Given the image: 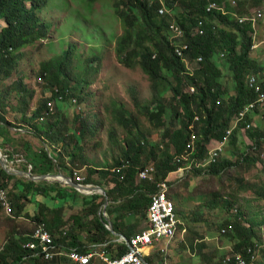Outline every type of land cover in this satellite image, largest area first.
I'll use <instances>...</instances> for the list:
<instances>
[{
  "label": "trees",
  "instance_id": "trees-1",
  "mask_svg": "<svg viewBox=\"0 0 264 264\" xmlns=\"http://www.w3.org/2000/svg\"><path fill=\"white\" fill-rule=\"evenodd\" d=\"M27 1L29 7H27ZM48 1L0 0V20L5 23V26L0 30V81H5L18 69V62L24 56L25 48L34 45L37 41L49 38V25L40 22L37 17V13L42 12ZM96 1L98 0H88L90 4ZM113 1L114 13L122 20L126 29L125 35L120 38L119 43V53L123 63L128 68L140 65L143 71L150 76L154 88L159 83H163L172 90L175 105L172 111H169L165 103L157 96L153 97L154 107L144 108L150 122L158 128H163V138L165 139L163 144L149 147L148 137L145 132L139 129L137 122L127 118L125 111H119L118 120L123 126H126L127 131L129 130L130 139H126L122 155L114 158L112 167H94L85 155L84 146L88 134L93 136L96 133L97 125L93 122L94 118L85 117L80 113L71 121L70 118L63 117V113L58 109L52 115L49 112L48 104L53 94L48 98L47 93L45 98H41L38 109L32 115L31 123L36 126L43 114L48 115L37 133V137L46 143L47 148L43 147L40 151L41 158L45 156L44 158L54 166L52 158L48 155L50 153L48 150L52 148V151L56 152L58 151L56 148H60L61 152L58 155L64 153L66 156L59 159L58 163L62 166V160L67 157L73 163L74 170L84 169L82 172L84 177H82L86 184L95 182L97 185L103 186L102 180L93 179L97 173L102 176L103 180L108 179V182L113 183V186L106 190L109 200L112 202L113 200L121 201L119 205H116L121 213L113 220V229L130 239L134 232L123 230V228H130L134 224H126L125 218L129 214L132 216L142 215L146 218L151 194L156 190V183L168 178L171 172L177 171L179 168L190 165V168L194 166L193 171L196 174L220 175L229 170L227 167L238 164L237 170H240V174L236 180L243 184L245 178L243 174L249 169L246 166L257 163L260 159L247 151L241 152L237 163L231 162V159H221L223 153L218 155L216 160L207 163L206 160L211 158L207 145L212 139H224L230 130L232 131L228 143L236 144L240 133H243V128L252 123L254 126L248 130L251 137L254 138L255 145L251 147L262 146L264 129L256 125L258 117L255 115L260 112V107L250 113L245 121L239 122L238 125L236 122L241 111L258 98L256 90L249 86L252 76L258 78V84L261 85L264 92V68L256 64L250 55L253 47L251 34L254 32L252 23L254 20L246 17L247 14L244 13L237 15V7L231 3H229L226 13L219 10L209 13L208 5L211 2L221 3L222 0ZM237 3L239 7L238 0ZM180 7L183 10L178 13ZM163 8L166 10L164 15L160 13ZM243 18L247 19L241 22L240 20ZM200 21L205 22L204 34L197 33ZM173 24L183 29L184 43L189 45V49L184 51L183 57L178 56L171 41V26ZM70 54L69 50L67 59ZM217 56L219 58L224 56L229 70L233 72L232 76L235 82L233 94L225 87L226 81L223 82L225 73L218 63ZM198 58L202 60L197 62ZM194 61L198 67L191 74L187 64ZM63 65L65 63H57L53 68L56 70L49 69V65L43 66L39 80L42 82L43 79H50L48 82L50 89L59 88L54 95H61L64 101L61 103L57 101L56 107L66 103L77 107L79 100H76L77 104L75 105V98L72 96L69 78L64 74ZM47 73H51L50 76ZM17 79L13 83V87H16L12 89L19 94L18 104L28 110L35 92L28 90L25 81H17ZM87 87V85L84 87L82 93H85ZM186 88H194V92L191 93L190 90L188 92ZM80 97L81 100H84L83 94H80ZM4 105V103L0 104V112H3ZM167 115H171L169 129H165ZM66 118L73 122V126L65 121L62 122V119ZM0 121L2 122L1 117ZM21 121L26 122L25 116ZM186 152H189L186 158L182 157ZM143 154L145 155L142 156ZM148 160L151 162L148 165H152L155 169V181H139V170L148 166L145 165ZM32 167L33 170L36 169L35 163ZM74 170L71 171V176H74ZM13 178L15 177L5 172L0 163V182L3 187L7 188ZM171 183L174 185L175 182L170 181V189ZM33 186V182L27 184L25 190H20V194L14 192V190H19V186L15 184L12 185L11 190L9 189L8 198L11 200L15 212V219L24 214L26 205L23 200H29L28 195L32 192ZM36 189L41 192V195L46 196L47 191L44 185H40ZM65 193L68 192L58 191L57 198L63 199L66 196ZM170 193L171 190H169V196ZM173 197L178 198V193L172 192L170 198L173 200ZM84 199L86 200L85 216H74L73 226H70L69 220H64L63 207L49 209L44 203L39 204V212L30 216L25 223H19L10 218L15 221L16 225L12 228V232L7 236L6 243L0 250V264H72L66 257L56 258L52 261L26 259L28 254L24 245L31 240L40 224L45 225L58 245L67 249L76 248L82 254L94 253L96 250L102 249L106 255L110 254L112 257H118L125 253L128 246L124 242L117 243L110 240L113 236L112 232L106 227V223L101 222L98 215L105 197L97 195L92 200L86 197ZM210 203L213 208L214 204H218L220 207L222 205L229 216L221 227L223 231H226L223 233L224 236L235 242V247L227 253L226 257L238 253L251 260L256 253L257 264H260L258 248L264 242L258 235V231H264V220L259 222L248 216L244 212L245 210L243 211L239 206L235 193L225 195L215 192ZM125 211L129 214L124 215ZM107 212H109L108 207ZM176 212L182 220V214L177 208V204ZM89 216H92L93 219L85 225L82 218L87 219ZM182 222L179 227L181 232L186 227L185 222L183 220ZM75 228L89 231L88 242L96 245L107 242V246H95L90 248L91 250L87 249L88 242L79 240ZM183 236L182 241H186L187 237L192 238L191 235H188V227H186ZM207 245L201 246L200 249L204 252L203 248ZM147 251L148 249H145V252ZM262 251L264 252V250ZM165 252L162 250L151 252L145 256L146 261L149 264H164L167 257ZM226 257L223 264H227ZM94 261L95 259L91 260L89 264H94Z\"/></svg>",
  "mask_w": 264,
  "mask_h": 264
},
{
  "label": "rangeland",
  "instance_id": "rangeland-1",
  "mask_svg": "<svg viewBox=\"0 0 264 264\" xmlns=\"http://www.w3.org/2000/svg\"><path fill=\"white\" fill-rule=\"evenodd\" d=\"M154 1L151 0V2ZM238 2L239 7L235 6L238 10L237 15L244 13L247 14L246 17L255 18L252 22L254 32L251 34L253 47L250 55L256 64L264 68V0H238ZM26 3L29 7V2ZM182 10L180 7L177 12L181 13ZM259 13L262 14L261 17L257 16ZM37 17L40 22L49 25V38L37 41L34 45L25 48V54L18 62V69L8 79L0 81V88H15L13 83L18 78L17 81H25L29 91L40 93L39 97L45 98L47 90L50 89L48 86L50 79H43L44 82L39 80L41 69L49 65V69L56 70L53 68L57 63H65L63 65L64 74L69 78L72 96L75 100H79L77 107L69 103L65 104L69 106L67 113L70 117H67L73 121L77 114L82 113L85 117L94 118L93 122L97 125L96 133L93 136L89 133L87 141L86 139L84 141L85 155L88 160L96 159L93 162L101 167H112L114 158L122 155L126 139H130V132L119 122V111H125L127 118L137 122L139 129L148 137L149 147L163 144L165 141L163 128H158L150 122L144 108L154 107L153 97L157 96L165 103L167 109L172 111L175 107L172 90L163 83H159L154 88L150 76L143 71L140 65L128 68L123 63L119 53V43L126 29L122 20L114 13V1L98 0L90 4L88 0H49L42 12L37 13ZM3 26L5 23L0 20V30ZM69 50L71 54L67 59ZM217 59L225 73L223 81H226L225 87L233 94L235 92L233 72L229 70L224 56L220 58L217 56ZM187 67L193 74L198 64L194 61ZM47 74L50 76L51 73ZM86 85L88 87L85 88V93H82ZM189 90L186 88V91L189 92ZM80 94H83L84 100H81ZM0 99L5 100V94L1 90ZM35 101H39L38 96ZM255 115L258 117L256 125L264 129V107ZM170 118L171 115L165 117V129L171 126ZM253 121L255 122L254 119ZM211 145H214V142ZM252 145H255V141L249 130L246 133L243 131L236 144L228 143L225 150L221 152L223 153L221 159H231V162L235 163L242 154L241 152L247 151L260 159L257 163L244 165L249 169L243 174L245 178L242 176L243 184L236 180L240 174V170H237L238 164L227 167L229 170L220 175L196 174L193 171L194 166L183 168L169 175V180L175 182L174 185L171 183L170 196L172 192L178 193V198L173 197V200L181 211L182 220L188 227V235L192 237H187L186 241L181 240L174 244V252L168 255L171 259L170 264H175L177 254L180 252L183 253V264H223L227 253L235 247V242L224 236L221 227L229 216L222 205L220 207L214 204L213 208L210 203L215 192L225 195L235 193L239 206L248 216L259 222L264 220V141L261 147L252 148ZM150 163L148 160L145 165ZM81 176L84 177V175ZM105 184H108V179ZM9 189V187L6 188L8 194L11 190ZM31 208H33L32 212L28 211V206L25 209L26 218H23L25 221L22 222L19 218H14L15 214L9 217L0 210V250L16 225L12 219L19 223L27 222L30 216L35 215L33 214L35 207L31 205L29 209ZM107 213L106 211L109 219ZM79 215L85 216L84 210ZM137 218L138 221L145 220L142 215ZM258 235L264 242V231H258ZM208 237L217 242L212 243L213 240H211L209 243H203ZM206 244L208 245L203 248V252L200 248ZM261 250H264V244L258 248L260 264H264V252ZM101 261L98 258L94 264H103Z\"/></svg>",
  "mask_w": 264,
  "mask_h": 264
},
{
  "label": "crops",
  "instance_id": "crops-1",
  "mask_svg": "<svg viewBox=\"0 0 264 264\" xmlns=\"http://www.w3.org/2000/svg\"><path fill=\"white\" fill-rule=\"evenodd\" d=\"M57 89L59 88L55 87L53 89H48V95H49L48 98H50V96H52L53 94L52 99L49 101V103L53 104V111L51 112V114L53 115L58 109L61 111V113H63V117L64 116L70 117L69 114L67 113V109L69 110V106L63 105L56 107L58 100L55 99H58L59 96H55L54 93L57 92ZM0 90L2 91V93L5 94V100L4 101L0 100V104L1 103L5 104L4 107L2 108L3 112H0V117L2 120V122L0 121V151L7 159V167L11 170V173L8 172L7 173L15 177L10 181L8 187L11 188L13 184L19 186V190L18 189L14 190V192L20 194L21 193L20 190L22 191L25 190L26 185L33 182L34 186L32 187V192L29 193L28 195L29 200L28 201L23 200L26 205L25 209L28 206V211L32 212L33 208L29 209V207L33 205V207H35L33 214H36L39 212L38 211L39 204L42 205L44 203L46 207L49 209L63 207L64 220H71L70 226H73L74 216L72 215L80 216L79 215L80 212L83 211L85 207L86 200L84 199V197L86 198L91 197L89 198V200H92L94 196L102 195L98 192L97 188H95L101 185H97L95 182L93 184H87V185H92V187L90 188L86 187V189H91L93 191L92 194H87L79 191L78 189H75L74 187L70 186V184L66 183L69 182V180L66 179V177H70L72 182L75 183L74 176H71V171L74 170V168H73V163L70 162V160L67 157H65V159L62 160V166L58 163L59 159L66 156V154L64 153L62 155H58V153L61 152L60 148L55 147L56 150H58L56 152L52 151V148L51 149L49 148L48 150L50 152L48 155L52 158V161L55 164L54 166L50 164L47 161V159L44 158L45 156L43 157L44 159L41 158L40 151L43 149V147L46 148V143H44L41 140V138L37 137V133L39 132V128L42 127V124L47 119L48 115L43 114L42 118L39 120V123H37L36 126H34V123L33 124L31 123L32 115L39 107V104H37L35 98L36 96H38L40 101L41 100V98L39 97L40 93L39 94H37V92L35 93L36 96H34L32 103L29 106V109L25 110L23 108V105L18 104L19 94L16 91H14L12 87H8L6 89L0 88ZM63 101L64 99H62V102ZM24 116L26 120L25 123L21 121L24 118ZM63 121L69 124H73V122H70L67 119H62V122ZM96 155L97 154H95V156ZM92 160L95 161L96 159H92ZM93 161L90 160L89 162L92 166L101 167V165ZM34 163L36 169L33 170L32 166ZM83 170H74L75 171L74 173L81 176ZM177 171H173L170 174L175 173ZM27 172L31 173L32 176H47V177L45 180H33L32 177L27 174ZM169 178L170 177L168 176V179ZM93 179L102 180L104 184L101 187H103L105 190L113 186L112 182H108V184H105V180H103L102 176L99 175L98 173L93 176ZM40 185H44L46 187L47 194L45 197L41 195V192H38L36 189ZM70 189L73 190L70 191ZM58 191H60L61 193L64 192H68V193L67 194L65 193L66 196H64L63 199H58L57 198ZM120 202H121L120 200H113V202L110 201V204L107 206L109 208V212L107 213V215L112 223V226H113V220L121 212V210H119L118 207L116 206L119 205ZM99 211H98V215H99ZM123 214L128 215L129 213L125 211ZM22 216L23 217H19L20 222L25 221L24 219L26 218V214H22ZM138 216L139 215L132 216L129 214V216L125 218V220L127 221L126 224H134V225L131 226L130 228H123V230L124 229L130 230L131 232H134V235L142 231L147 226L146 218L143 221H138L139 220L137 218ZM92 219H93L92 216L87 217V219H85L84 217L82 218L84 224L88 223ZM186 227H184V231L182 232L179 231L176 238H174L172 241L170 242L161 241L155 243L154 245L155 248L152 249L151 251H157V250L166 251L165 253L167 257L164 264H170L171 259L168 257V255L174 252L173 249L174 244L184 237L183 235L185 234ZM74 230H76V234H78V238L80 241H84L86 238L89 237V231H83L80 228H75ZM112 235L113 236L110 238V240H112L113 242L121 243L119 239L123 236H118L115 235L114 233H112ZM88 240L86 241L88 242ZM211 240L213 239L211 237H208L206 241L209 243ZM214 242L217 241L213 240L212 243ZM95 246L106 247L107 242L105 244H97V245L88 242L87 249H90ZM163 247H166L165 250ZM103 252L105 251L102 249H98L94 253L103 254ZM176 258L177 259L175 261V264H183L182 252L178 253ZM94 259L96 260L98 258L95 257Z\"/></svg>",
  "mask_w": 264,
  "mask_h": 264
},
{
  "label": "built area",
  "instance_id": "built-area-1",
  "mask_svg": "<svg viewBox=\"0 0 264 264\" xmlns=\"http://www.w3.org/2000/svg\"><path fill=\"white\" fill-rule=\"evenodd\" d=\"M229 3L233 6H238L237 0H222L221 3L211 2L207 11L209 13L214 12L215 10H219L223 13L227 12V8ZM160 13L164 15L166 13L165 8L160 10ZM258 17H261L262 14H257ZM247 19V18H246ZM245 18L241 19V22L246 20ZM252 20H255L253 18ZM204 21H200L199 27L197 28V33L204 34ZM177 36V38H175ZM171 41L175 46L176 53L178 56L183 57L184 51L189 49V45L184 43V31L183 29L173 24L171 26ZM201 58L197 59V62L201 61ZM188 65V64H187ZM249 86L253 87L258 93V98L256 101L249 104L245 110L241 111L239 114V119L236 122L237 125L241 121H245L247 116L254 112L258 107H264V92L260 84H258V78L252 76L249 80ZM190 92H194V88L190 89ZM63 97L59 96L58 101L62 102ZM74 104H77V101L74 100ZM48 109L50 112L53 111V104H48ZM43 121V120H41ZM254 124H248L243 131H246L253 127ZM231 131H228V136L224 139H212L211 142L207 145L209 149V160H206L207 163L216 160L218 155H221V152L225 150L226 145L229 141V135ZM214 142V145L211 143ZM189 152H186L182 157L186 158ZM190 165L184 168H189ZM179 170H183V168H179ZM154 167L152 165H148L138 173L139 180H154ZM74 181L82 188L78 189L79 191L87 194H92L93 191L91 189H86L92 187V185L85 184V179L78 175L74 174ZM68 183V182H66ZM170 190V180L168 178L164 180H160L156 183V190L151 194V200L146 212V222L147 226L137 234L127 238V240L121 237L119 240L124 242L128 246V250L123 253L121 256L112 257L111 255H106L105 252L103 254H95L88 253L82 254L76 248L67 249L63 246H60L56 243L53 235L45 228L44 224H40L35 232L33 233L31 240L28 241L24 248L27 251L28 256L26 259H43L46 261H52L56 258L66 257L72 264H89L91 260L95 257H98L106 264H149L146 261L147 255H149L152 249H154L155 243L165 241L170 242L174 238H176L177 234L180 230V224L183 223L181 218L176 212V204L174 200H172L169 196ZM0 208L2 212H4L7 216L13 217L15 212L11 203V200L8 198V192L6 188L3 187L0 182ZM106 227L109 228V225L106 223ZM186 230V229H185ZM226 231H223L225 233ZM128 241V243H127ZM167 247V246H166ZM166 247H163L164 250ZM145 249H148L145 252ZM158 251V250H157ZM227 264H257V255L254 253L251 260L243 256L242 254L234 253L230 254L226 257Z\"/></svg>",
  "mask_w": 264,
  "mask_h": 264
},
{
  "label": "water",
  "instance_id": "water-1",
  "mask_svg": "<svg viewBox=\"0 0 264 264\" xmlns=\"http://www.w3.org/2000/svg\"><path fill=\"white\" fill-rule=\"evenodd\" d=\"M0 162H1V166L5 169V171L8 172V173H11V170L7 167V159L1 153V151H0ZM27 174L30 175L33 180H45L46 177H47V176H32V174L29 173V172H27ZM66 179L69 180L68 184H70V186L74 187L75 189L82 188L78 184L72 182V180H71L70 177H66ZM95 188H97L98 192L105 197V201H104V203L101 206V209L99 211V216H100L101 222L103 221L104 223H107L109 225V228L108 229L112 233H114L115 235H118V236H123L127 240V237L125 235H123L122 233L115 232V230L113 229V226H112L111 221L106 217L105 212H106L107 205L109 203V197L107 195L106 190L103 187H101V186H97ZM127 243H128V241H127Z\"/></svg>",
  "mask_w": 264,
  "mask_h": 264
}]
</instances>
